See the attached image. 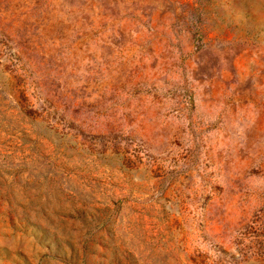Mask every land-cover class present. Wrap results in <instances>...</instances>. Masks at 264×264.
I'll list each match as a JSON object with an SVG mask.
<instances>
[{"label":"rangeland","instance_id":"obj_1","mask_svg":"<svg viewBox=\"0 0 264 264\" xmlns=\"http://www.w3.org/2000/svg\"><path fill=\"white\" fill-rule=\"evenodd\" d=\"M0 264H264V0H0Z\"/></svg>","mask_w":264,"mask_h":264},{"label":"trees","instance_id":"obj_2","mask_svg":"<svg viewBox=\"0 0 264 264\" xmlns=\"http://www.w3.org/2000/svg\"><path fill=\"white\" fill-rule=\"evenodd\" d=\"M10 55L14 57L15 54L14 53H11Z\"/></svg>","mask_w":264,"mask_h":264}]
</instances>
